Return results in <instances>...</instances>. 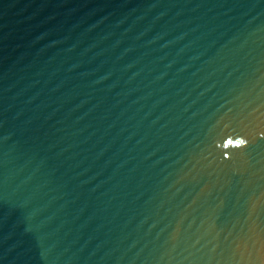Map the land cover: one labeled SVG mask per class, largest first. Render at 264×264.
Here are the masks:
<instances>
[{
  "label": "water",
  "instance_id": "obj_1",
  "mask_svg": "<svg viewBox=\"0 0 264 264\" xmlns=\"http://www.w3.org/2000/svg\"><path fill=\"white\" fill-rule=\"evenodd\" d=\"M0 264H264V0H0Z\"/></svg>",
  "mask_w": 264,
  "mask_h": 264
}]
</instances>
